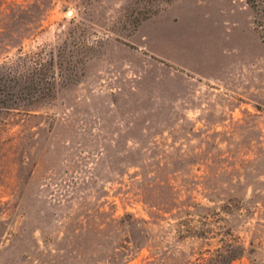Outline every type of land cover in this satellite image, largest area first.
Returning a JSON list of instances; mask_svg holds the SVG:
<instances>
[{
	"label": "rangeland",
	"instance_id": "rangeland-1",
	"mask_svg": "<svg viewBox=\"0 0 264 264\" xmlns=\"http://www.w3.org/2000/svg\"><path fill=\"white\" fill-rule=\"evenodd\" d=\"M25 55L57 82L0 110V264H264V0H0Z\"/></svg>",
	"mask_w": 264,
	"mask_h": 264
},
{
	"label": "trees",
	"instance_id": "trees-1",
	"mask_svg": "<svg viewBox=\"0 0 264 264\" xmlns=\"http://www.w3.org/2000/svg\"><path fill=\"white\" fill-rule=\"evenodd\" d=\"M0 68H5L0 72V110L29 107L55 90L56 73L42 57L19 56L6 66L0 64Z\"/></svg>",
	"mask_w": 264,
	"mask_h": 264
}]
</instances>
